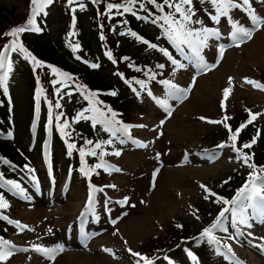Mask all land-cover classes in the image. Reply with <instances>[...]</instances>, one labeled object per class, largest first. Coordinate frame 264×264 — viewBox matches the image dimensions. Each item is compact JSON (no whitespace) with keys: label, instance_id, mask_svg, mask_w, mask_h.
I'll list each match as a JSON object with an SVG mask.
<instances>
[{"label":"rangeland","instance_id":"obj_1","mask_svg":"<svg viewBox=\"0 0 264 264\" xmlns=\"http://www.w3.org/2000/svg\"><path fill=\"white\" fill-rule=\"evenodd\" d=\"M0 3L7 8L16 7L18 15L14 25L20 23L25 14L32 18L33 8L27 10L28 2L25 0L19 3L0 0ZM82 5L69 6L67 0H54L44 9L46 15L41 13L35 19L41 27H47V40H54L69 61L99 72L104 81L118 86L121 94L132 101L134 114L130 121L144 127L129 130L128 133L131 132L135 139L132 141L120 133L113 136L104 125L95 123L112 141L107 145L110 147L108 157L114 166L106 172L109 184L107 195L98 191L91 209L92 205L87 203L86 198L92 196L93 191L88 190L83 180L73 177L69 180L66 161L54 148L53 141L52 144L47 141L45 146L39 145L42 114L36 112L32 129L18 126L24 121L30 106L24 103L26 76L22 69L32 63L24 58L23 53L10 50L6 63H11L12 70L1 72L0 81L7 72V107L12 111L11 125L15 126L11 137L17 148L27 156L32 176L29 178L19 173L22 192L3 183L0 178V185H3L0 196L8 205L3 207L6 211L0 215L8 219L0 218V226L9 230L11 242L26 247L9 259L0 261V264H134L126 249L144 251L149 240L164 235L173 222L191 221L197 206L210 195L205 188L213 193L214 187L220 186L222 180L232 176L238 168L237 164L229 161L231 153L226 149L203 151L209 134L223 127L222 115L227 111L244 112L248 116L255 114L254 121L262 130V141L257 142L254 150L260 153L264 149V90L246 83V78L260 84L264 79V25L253 31L250 40L240 41V45L234 46L230 38V21L250 28V16L247 17L240 9H232V14L221 17L217 24L208 16L209 12L215 14L213 6L205 0H193V19H202L205 26L217 29L220 35L210 38L209 46L202 51L207 68L203 65L197 68L188 61L184 62L183 68H178L160 51L165 48L178 61H181L178 57L183 59L180 54L176 57V48L166 35L151 21L143 19L144 15L132 12L142 25L144 34L158 46L153 49L138 41L130 31L119 27L118 34L124 43L143 57L165 61L168 67L165 80L181 89H188L186 93H177L172 97L168 95L167 85L161 83L154 86L151 93L158 100H164L165 107L157 104L148 93L142 99H136L124 87L110 59L96 48L91 37L94 12L86 2ZM70 7L75 9L76 15L72 21ZM251 7L257 16L264 17V0H251ZM70 30L73 31L72 37L82 38V49L88 50L93 61L86 60L88 53L74 49ZM221 47L224 49L222 55ZM93 63L99 66L92 68ZM51 82L55 85L54 89L51 84L53 93L56 91L61 95L60 102L69 113L78 105V94L60 75L53 76ZM229 88L230 93L225 98L224 90ZM89 121L94 125L92 119ZM137 141L147 143L148 147H140ZM117 151L121 155L116 156L114 153ZM126 197L127 203H122ZM87 209L93 215L86 213ZM225 217L223 224L227 231L222 228L213 231L217 241L203 235L188 245L195 251L196 260L193 263L187 260L183 250H174L170 262L161 260L159 264H244L236 262L223 246L246 264H264V252L253 246L264 248V222L253 220L250 221L251 227H233L230 213ZM243 233L251 242L245 240ZM36 245L48 249L62 248L63 251H58L54 259H49L35 251ZM216 246H219L218 253Z\"/></svg>","mask_w":264,"mask_h":264},{"label":"trees","instance_id":"obj_2","mask_svg":"<svg viewBox=\"0 0 264 264\" xmlns=\"http://www.w3.org/2000/svg\"><path fill=\"white\" fill-rule=\"evenodd\" d=\"M15 1L18 3L22 2V0ZM25 1L30 2V0ZM90 2L94 9L92 11H95L91 37L95 42L96 48L99 51L101 50L102 53L103 50L104 52H111L112 55L109 59H111L112 67L122 72L123 78L127 82L129 81L133 89L139 93V96H142L144 92L153 86L154 82L161 79L165 68H159L158 65L162 63L140 56L138 52L124 43L118 34L119 27L133 28L139 32L143 29L139 27L138 22L134 21V18L129 14L123 13L121 15L122 9L119 11L113 9L110 13L107 5L108 3L125 4V6L132 7L138 12L142 11L153 19L172 10L165 7L164 12L160 13L154 5L148 3V0H142L143 7L140 3L135 5L128 4L127 0H90ZM162 2L163 0H157V3ZM17 15L16 7L7 8L0 3V43L2 44L0 54H5L4 49L10 47L11 39H14L5 35V33L15 28L13 21ZM156 23L161 26L163 21L158 20ZM69 34L74 49L88 53L89 60H92L88 50L84 51L82 49V38L78 37L80 38L79 40L76 37H72L71 33ZM47 35L48 32L45 29L39 36H28L24 32L18 36V41H22L31 55L41 62L38 66L33 62L31 66L29 65L26 69H22V73L26 76V100H24V103L27 106L30 104L31 108L28 106L24 121L18 126L30 129L39 106L42 108V113L44 108H46L47 112L45 111L43 116L47 119L42 127L44 132H46L47 126L52 127V133L55 137V148L61 152L65 159L75 158L73 162L77 172L83 168L84 172L90 173L88 177L91 181L103 183L105 180L103 170L96 168L95 163L101 161L107 153L106 140L108 136L99 127H92L90 122H85L86 126L82 123L75 124L74 114L78 111L84 112L85 109L87 113L92 112L91 109L95 106L102 109L109 117H112V113H115L114 119L125 125L130 122L134 114L131 106L132 101H130L128 96L124 97L113 83L104 81L99 72L96 73L74 65L66 55L62 54L54 40H47ZM77 45L78 47H76ZM87 46L90 47V44L87 43ZM29 61L31 62L32 60L29 59ZM44 68L45 70L43 71ZM53 69L56 71L54 72ZM49 72H52V74L60 73L62 76L67 77L73 89L78 93V105L69 113H66L67 107L61 104L60 96L54 94L51 89V84L48 80ZM152 76H154V79L150 78ZM137 81H143L147 85V89H143ZM110 89L117 94H106V91ZM92 94L95 95L93 96ZM57 103L60 107H56ZM7 105V96L4 88L0 86V129L4 131L3 137L13 132V126L11 125V122H13L12 111L6 107ZM109 109H111V112L108 111ZM231 119V134L229 130L220 129L210 133L206 141H208L207 146L209 147L221 143L227 144L233 151L232 159L239 165V168L234 170L232 176L222 180L221 185L215 188L214 193L216 196L209 195L205 200H202L195 212L192 213L193 219L191 221L173 222L168 229L169 231H166L164 235L149 240L143 252L149 257L169 253L174 248H179L201 235L204 228H210L217 221L216 218L219 217L222 209L229 207V205H224L222 202L218 203L217 198L223 197L229 201L233 200L239 189L248 182L250 173L254 170L259 173L264 168V149L257 153L253 150L254 145L251 148H242L244 144L251 143L253 138L257 139V141L261 140L262 133H259L256 126L252 125L239 131L236 141H233L231 135L236 132L241 121L245 119V115L241 113L232 116ZM65 123L69 124L70 127L65 128L62 132L61 127ZM88 141H92V144H88ZM69 144H74L75 147L70 150L68 148ZM97 144L101 145V147L96 148ZM233 145L235 146L233 147ZM237 149H242V151H237ZM81 150L85 152L83 158L80 155ZM91 150H95L97 154L95 156L91 155ZM244 153L251 157L249 163L255 165V169L249 168L243 162ZM9 163L17 165L21 169H26V166L29 165L28 159L22 155L13 140L0 139V170L4 172L7 178L12 180L14 179V174L11 172V167L7 166ZM177 225H180V227H177Z\"/></svg>","mask_w":264,"mask_h":264},{"label":"snow or ice","instance_id":"obj_3","mask_svg":"<svg viewBox=\"0 0 264 264\" xmlns=\"http://www.w3.org/2000/svg\"><path fill=\"white\" fill-rule=\"evenodd\" d=\"M54 0H31L32 5H34L32 9V18L28 20L26 26H19L11 29L8 33H5L7 36L13 37L12 44L10 46L11 51H19L23 53L25 59H31L34 61L35 65H40L41 62L37 61L35 57L31 55L30 52L24 46L18 42V36L20 33H23L25 31H35L40 32L41 28L37 26L35 17L40 15L41 13H44V9L52 4ZM128 4L135 5L137 3H140L143 7L142 0H127ZM205 2L210 3L213 6V9L215 11V14H212L211 12L208 13L210 21H214L217 24L220 23L221 17H228L229 12L232 9H240L244 8L246 11H248V14L252 21V27L250 28H244L242 26H239L237 22L230 21L232 30L230 32V38L234 42H240L244 40H250L252 38L253 31L259 29L261 25H264V17L257 16L255 10L251 7V0H205ZM73 0H69V4H72ZM148 3L154 5L158 12L163 13L165 7H168L172 11L158 16L155 19L152 20L153 23H156L158 20L163 21L161 24V27L164 28L166 38L172 43V45L175 46L176 50L179 52V54L189 63L194 64L197 68H200L202 65L204 68H207V64L205 63L204 56L202 55V51L209 46L208 41L212 37H219L220 33L217 29L213 27L205 26L204 21L202 19H193L195 16L194 8H193V0H163L162 3H157V0H148ZM81 7L83 5L81 4ZM109 12L111 13L113 9L119 11L123 10L120 14L132 12V7L125 6V4H113L108 3L107 5ZM75 11V9H73ZM46 15V13H44ZM143 19H148V17H143ZM195 25H199V27H195ZM131 35L136 36V33L133 32ZM138 39H141L143 43L148 44L151 48L156 49L157 45L152 43L150 44L149 41L144 40L142 37H137ZM78 47V45L76 46ZM9 50L8 47L4 49L5 52ZM161 52L171 61L173 65H176L178 68H183L185 65L180 63L177 59H175L171 52H169L165 48L160 49ZM223 47L220 48V54H223ZM107 55L111 57V52H108ZM7 60V57L3 54H0V68L5 67V62ZM98 64H91L92 68H97ZM159 68H163L164 65H158ZM12 66L11 63L7 64V71L11 72ZM55 72L56 70L53 69ZM151 79H154V76L150 77ZM7 80L8 75L7 72L3 76V80L0 81V86L4 87V91L7 92ZM53 83H56L54 81ZM141 85L143 89H147V85L143 81H137ZM163 84L167 85L168 88V95L175 97L177 93H186L188 89H181L177 85L173 84L171 81L165 80L162 81ZM231 83V78H230ZM246 83L253 85L254 87L260 88L264 90V84H260L257 81L247 79ZM230 93V88L224 90V96L225 98L228 97ZM117 93L113 91L111 95H116ZM139 95V93H137ZM93 96L95 94H92ZM148 95L151 96L154 100H156L157 104H160L162 106L167 107L166 102L164 100H158L151 91H148ZM56 107H60V105L57 103ZM93 116L92 117H86L84 116V113L78 114L76 117L77 120L79 119H92L93 123H100L104 125L105 130L111 131L112 135L115 136L117 133H123L125 136H128L129 132V126L123 125L120 122L116 121L114 119L115 113H112V117H109L102 109H99L97 107H93L91 109ZM111 112V109L108 110ZM251 119L248 121V123H252L253 120L256 119L255 114H250ZM201 119H205L204 117H201ZM227 119V117L225 118ZM209 123H222V121H208ZM163 123V121L161 122ZM70 127L69 124L65 123L61 127V131L63 132L65 128ZM139 127H144V125H139ZM226 127H228L226 125ZM245 127V125H241V128ZM229 131L231 132V128L229 127ZM240 129H237L235 133L231 135V139L233 141H236L237 136L239 134ZM160 135H163V133H160ZM123 143L124 141L121 140ZM256 142L255 138H253L251 143H246L242 146V148H251L252 144ZM88 144H92V141H88ZM108 144H111L112 141L108 140ZM136 143L139 144L140 147L147 148L148 144L144 142L137 141ZM235 145H233L234 147ZM74 144H69L68 148L71 150L74 148ZM96 148H100L101 145L97 144L95 146ZM223 147V145H221ZM237 151H242V149H237ZM91 155L95 156L97 153L95 150H91ZM116 156L121 155L119 151L114 153ZM80 155L83 158L85 155V152L83 150L80 151ZM159 155V154H158ZM251 157L244 153L243 154V162L248 165L249 168L255 169V165L250 164L249 160ZM105 167V170H108V166H105L103 164H97L96 168ZM30 171H32L30 169ZM81 171H84L82 168ZM116 171H120V169H116ZM89 172H85V175H89ZM7 184H10L13 188L23 191L20 188V185L16 183L15 181H6ZM3 185H0L2 187ZM111 187H115V185H111ZM204 187V186H202ZM92 191L95 192V186H92ZM205 191H208L211 196H216L215 193L210 192L207 188H205ZM207 198V197H206ZM128 198L126 197L125 200L122 203H127ZM0 201H3V197H0ZM217 202H222L224 205H229L230 207H225L222 209V211L219 214V217L217 221L210 226V228L204 230L205 236H210L214 240L215 237L213 236V230L217 228H222L224 231H227V228L224 227L223 220L226 218L225 214L230 213L231 216V223L233 227H236L238 225H245L247 227H251L250 221L253 220H260L261 222H264V168L260 170V172H256L255 170L250 173L249 180L247 183H245L241 189L236 194V197L229 201L227 199H224L223 197H218ZM93 203L92 198L89 199V205ZM7 203L3 202L0 203V207H7ZM3 219H8L7 217H0ZM13 223H19V222H13ZM177 227H180V225H177ZM51 231V229H49ZM13 246L10 245V242L0 238V261H5L9 259L13 255L12 251ZM35 251L44 254L49 259H54L55 255L58 251H63L62 248L60 249H48L41 246H34ZM105 251H110L109 249H105ZM129 252L133 256L140 257L142 260H144L145 264H153V261L149 259L146 256H142L140 253L132 252L131 249H129ZM188 255L192 257V259L195 261L196 257L189 252ZM167 259V257H165ZM137 264H139V261H137Z\"/></svg>","mask_w":264,"mask_h":264}]
</instances>
